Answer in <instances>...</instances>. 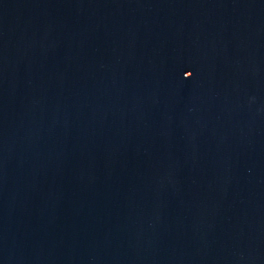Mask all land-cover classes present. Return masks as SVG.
<instances>
[{
    "label": "water",
    "instance_id": "95a60500",
    "mask_svg": "<svg viewBox=\"0 0 264 264\" xmlns=\"http://www.w3.org/2000/svg\"><path fill=\"white\" fill-rule=\"evenodd\" d=\"M0 264H264V0H0Z\"/></svg>",
    "mask_w": 264,
    "mask_h": 264
},
{
    "label": "snow or ice",
    "instance_id": "6c2138e0",
    "mask_svg": "<svg viewBox=\"0 0 264 264\" xmlns=\"http://www.w3.org/2000/svg\"><path fill=\"white\" fill-rule=\"evenodd\" d=\"M185 75L188 76V77H191L192 76V72L191 71H186Z\"/></svg>",
    "mask_w": 264,
    "mask_h": 264
}]
</instances>
